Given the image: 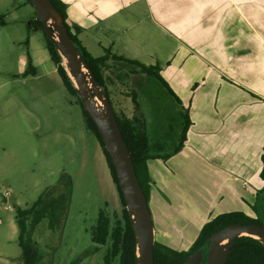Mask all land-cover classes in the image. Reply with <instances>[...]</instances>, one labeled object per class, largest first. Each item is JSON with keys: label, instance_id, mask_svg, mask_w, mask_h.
<instances>
[{"label": "rangeland", "instance_id": "rangeland-1", "mask_svg": "<svg viewBox=\"0 0 264 264\" xmlns=\"http://www.w3.org/2000/svg\"><path fill=\"white\" fill-rule=\"evenodd\" d=\"M36 16L27 0H0V251L5 260L0 263L18 264L15 256L21 253L15 207L29 208L41 197L53 200L51 215L43 209L34 222V211L26 219L40 263L101 264L104 247L92 251V231L100 210L120 214L118 191L77 97L66 90L48 56L42 32L27 24ZM131 68L125 62L113 64L118 79L105 71L112 76L113 83H107L116 112L131 114L128 95L134 89L151 139L159 138L156 131L168 133L169 126L179 133L177 101L152 77L146 90L139 89V76ZM178 140V134L163 139L159 152L170 153ZM155 163L157 189L148 199L153 224L168 234L164 244L183 250L187 240L182 238L217 214L219 198L210 195L211 183L198 175L192 161L178 163V174L171 172L172 164ZM162 187L168 196L164 200ZM60 195L65 197L62 206ZM227 203L231 199H223L221 208Z\"/></svg>", "mask_w": 264, "mask_h": 264}, {"label": "crops", "instance_id": "crops-1", "mask_svg": "<svg viewBox=\"0 0 264 264\" xmlns=\"http://www.w3.org/2000/svg\"><path fill=\"white\" fill-rule=\"evenodd\" d=\"M61 1L66 4V21L79 29L77 37L90 54L101 56L109 49L154 65L175 95L176 99L165 88L177 101L180 132L173 134L169 126L170 136L156 131L155 140L147 127L153 154H166L159 150L181 135L184 114L188 115L180 150L166 160L147 161L152 179L149 199L157 189L155 162L172 164L171 172L178 174V163L192 161L200 169L198 175L211 183L210 195L219 198L217 214L241 211L253 217L251 206L264 187L260 176L264 171V0ZM107 63L113 72V64L123 61ZM135 74L139 76L135 85L146 90L150 76ZM161 193L163 200L168 198L164 187ZM226 198L232 204L221 208ZM209 219L200 222L196 233L182 238L187 240L182 242L183 250ZM166 239L168 234L154 227V240L164 244ZM1 255L0 251V262H5ZM19 256H15L18 264Z\"/></svg>", "mask_w": 264, "mask_h": 264}, {"label": "trees", "instance_id": "trees-1", "mask_svg": "<svg viewBox=\"0 0 264 264\" xmlns=\"http://www.w3.org/2000/svg\"><path fill=\"white\" fill-rule=\"evenodd\" d=\"M50 1L62 15L63 20L67 26V32L71 40L78 47L83 58L89 65L94 77L96 78L100 87L106 93L109 99L123 140L131 155L139 183L148 201L152 179L148 171L147 161L148 159L155 157H160L162 160H166L172 153H176L182 147L183 141L185 139V132L190 122L188 119V115L184 114V124L180 133L181 135L179 136L178 143L174 146L172 151L162 156L153 154V144L150 143L146 131L145 118L141 110L140 102L138 100L137 91L133 89L129 92L128 95L132 102L131 116H127L124 112L121 111L117 113L114 108L113 102L110 99L111 96L108 90L107 82L113 83L111 75L118 79L119 74H114L111 70L109 71L111 72V75H106L105 71L109 70V65L107 63L108 59L126 62L136 68V70L130 69L132 73L141 72L147 76L157 79L167 89L169 94L171 96H174V98L176 99L171 89L164 83V81L158 74V68L154 65H145L137 60L113 54L110 52L109 49H106L105 53L101 56H93L87 51V49L82 45V43L78 39L77 31L79 29L77 28L76 30V28L72 27V25L68 24V22L66 21V4L61 0ZM27 2L29 1L27 0ZM27 24L29 27H32L35 30H40L42 32L49 58L53 61L56 71L59 74L66 90L70 94L75 95L77 97V101L82 109L86 128L90 132H92L98 140L103 155L105 156L110 176L114 184L116 185L118 191L119 199L122 206L121 218L114 219V222L110 226L108 217L105 216L103 212H100L96 225V240H98L99 242L109 240V247L107 248L104 254L103 264H111V260L115 256L119 257L118 264H135L136 245L134 228L131 223L128 210L126 208L125 199L122 195V191L118 183L114 166L111 162L108 152L104 147V143L101 139L98 129L88 112L83 108L82 102L79 99L78 94L74 88V84L68 76L62 58L59 53L55 50L52 41L46 37L42 27V23L40 22L39 18L36 16L32 20L28 21ZM28 70L29 68L26 70V72H28ZM262 158L264 161V153L262 155ZM260 176L264 179L263 170L260 172ZM60 197L62 199V206L63 202L65 203V201L63 200L65 197H62L61 195ZM46 200V198L40 197L29 208L21 209L19 207H15V220L18 227L17 242L21 250L19 256V264H39V256L37 249L27 236L28 229L26 219L28 214L34 211L35 213L33 222L37 220L38 214L41 211L38 208V205H41ZM52 201L53 200H48L49 204ZM34 208H36V211ZM251 208L255 214L253 217L241 211H230L215 215L213 218L209 219L201 226L196 238L187 250H177L154 240L152 249L154 264H184L189 254H191L198 248L205 247L206 240L214 231L230 223H260V221L264 222V187L256 193L255 202L251 206ZM44 210L48 213L51 211V209ZM50 215L51 214L49 213V216ZM201 264H204V261L201 262ZM224 264H264V245L256 238H253L248 235H240L232 241Z\"/></svg>", "mask_w": 264, "mask_h": 264}, {"label": "water", "instance_id": "water-1", "mask_svg": "<svg viewBox=\"0 0 264 264\" xmlns=\"http://www.w3.org/2000/svg\"><path fill=\"white\" fill-rule=\"evenodd\" d=\"M35 12L46 37L52 41L55 50L62 58L68 76L82 102L83 108L94 121L104 147L114 166L118 183L125 199L131 223L135 233V264H154L153 242L154 225L148 201L136 175L131 155L120 132L113 108L106 93L94 77L89 65L78 47L71 40L62 15L50 0H28ZM87 70L88 80L93 86L90 91L84 74ZM95 97L105 108L101 115L95 103ZM136 218V223L132 219ZM248 235L258 239L264 245V222L230 223L214 231L206 240L205 247L198 248L188 255L184 264H224L232 241ZM229 237L228 247L221 253L223 238Z\"/></svg>", "mask_w": 264, "mask_h": 264}, {"label": "flooded vegetation", "instance_id": "flooded-vegetation-1", "mask_svg": "<svg viewBox=\"0 0 264 264\" xmlns=\"http://www.w3.org/2000/svg\"><path fill=\"white\" fill-rule=\"evenodd\" d=\"M120 203H121V202H120ZM44 205H46V206H44ZM38 208H39L41 211H42L43 209H49V210H50V209H51V205L49 204L48 200H46V201L43 202L41 205H38ZM121 210H122V206H121ZM121 210H120V214H119V215H116L115 213L112 214V215H109V213H107L105 210H100V211L98 212V214H97L96 223H95V226H94V228H93L92 236H91V239H92V242H93V246H91V249H92V251H94V250H97V249H98L99 247H101V246L104 247L103 256H102V263H101V264L104 263V254H105L107 248L109 247V240H106V241H104V242H99V241L96 240V238H95L96 225H97V221H98V216H99L100 212H103V214H104L105 216L108 217L109 222H110V226H111L112 223L114 222V219H116V218H121ZM38 256H39V255H38ZM118 258H119L118 256L113 257L112 260H111V264H118ZM76 261H77V260L71 262V264H75ZM38 262H39V264H41L40 261H39V259H38Z\"/></svg>", "mask_w": 264, "mask_h": 264}, {"label": "bare ground", "instance_id": "bare-ground-1", "mask_svg": "<svg viewBox=\"0 0 264 264\" xmlns=\"http://www.w3.org/2000/svg\"><path fill=\"white\" fill-rule=\"evenodd\" d=\"M84 74H85V77L87 79L89 90L92 91L93 90V86L91 85L90 81L88 80L87 70H84ZM95 103H96L97 108L99 109V112L101 113V115L104 116L105 108H104L103 104L99 101V99L97 97H95ZM132 219L136 223V218H135V216L133 214H132ZM228 241H229V237L223 238V248L221 249V253H224V250L228 247Z\"/></svg>", "mask_w": 264, "mask_h": 264}]
</instances>
